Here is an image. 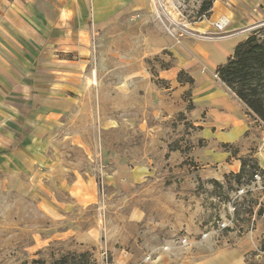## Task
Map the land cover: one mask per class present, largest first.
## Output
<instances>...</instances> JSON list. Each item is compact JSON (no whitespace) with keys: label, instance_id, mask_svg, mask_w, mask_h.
<instances>
[{"label":"rangeland","instance_id":"1","mask_svg":"<svg viewBox=\"0 0 264 264\" xmlns=\"http://www.w3.org/2000/svg\"><path fill=\"white\" fill-rule=\"evenodd\" d=\"M203 1L150 0L149 11L102 35L95 72H89L93 104L87 102L84 111L72 112L52 129L50 147L31 145L34 170L0 165V264H64L66 258L68 264H138L181 236L189 237L188 248H175L150 264H264V235L257 231L264 189L248 184L250 177L239 185L231 159L212 162L220 151L207 148L192 120L189 87L183 90L168 66L176 67V59L149 38L160 34L175 44L213 41L247 36L264 26V0H216L212 14L217 16L201 20ZM223 17L229 26L217 33L214 24ZM235 25L238 29H232ZM5 84L0 82V116L13 110ZM169 144L182 147V153L172 157ZM251 151L263 169L264 136ZM4 155L0 147V162ZM114 159L125 165L129 180L140 170L147 180L132 186L128 180L127 191L116 192L105 183ZM79 174L95 176L98 183L97 199L88 205L77 204L68 192ZM133 210H150L143 229L130 219ZM185 210L195 212L194 231L158 237L153 225L168 223L173 212L175 221L183 219ZM82 254L87 258L75 259Z\"/></svg>","mask_w":264,"mask_h":264},{"label":"crops","instance_id":"2","mask_svg":"<svg viewBox=\"0 0 264 264\" xmlns=\"http://www.w3.org/2000/svg\"><path fill=\"white\" fill-rule=\"evenodd\" d=\"M149 10L150 0H0V82L6 83L10 97L7 102L13 109L0 116V147L5 151L1 166L5 164L12 171L34 170L36 159L31 145L47 143L50 147L52 129L64 125L63 120L72 112L84 111L87 102H94L95 82L89 72H95L97 41L127 17ZM214 16L217 15L210 18ZM237 26L232 29H238ZM248 36L200 42L182 39L178 44L170 43L160 34L149 37L152 46L162 45L161 50L168 49L176 59V67H169L175 71V82L192 92L194 109L189 111L192 120L201 127L200 135L206 140L207 148L220 151L212 162L231 159L235 174L241 169V158L250 155L258 158V153L251 154V149L259 145L264 126L248 116L247 107L219 80L216 71ZM181 71L194 79L192 88L178 81ZM4 73L10 79L6 80ZM161 81L165 83L164 89H170ZM202 115L206 119L197 121ZM101 117L108 118L104 114ZM171 147L177 150L170 151ZM168 148L172 157L182 153L178 145L169 144ZM112 163L113 169L105 183L116 192L127 191L130 184L147 180L143 170L129 180L125 165L115 159ZM128 180L131 183L127 186ZM97 184L95 176L84 179L79 174L68 192L77 204L88 205L97 199ZM150 214V210H133L130 219L143 229ZM194 214L185 210L183 219L179 217L175 221L173 212L168 223L154 224L153 228L160 231L158 237L162 232L168 236L181 230L193 232ZM257 231L264 235V214L257 222Z\"/></svg>","mask_w":264,"mask_h":264},{"label":"trees","instance_id":"3","mask_svg":"<svg viewBox=\"0 0 264 264\" xmlns=\"http://www.w3.org/2000/svg\"><path fill=\"white\" fill-rule=\"evenodd\" d=\"M215 1L204 0L202 2L197 13L201 20L211 17ZM216 75L244 103L247 107L248 116L264 126V26L254 29L247 39L237 45L234 54L225 64L217 68ZM154 76L157 77L155 73ZM178 81L182 85H189L191 88L195 83L194 79L184 71L179 73ZM188 96L191 97V90L188 91ZM193 109L194 105L191 101L188 110L191 111ZM175 150L177 148H170V151ZM233 154L237 155V151H233ZM240 161L241 169L239 173L231 174L239 185L242 184L245 177H250L248 184H251L258 173L262 175L264 181V170L261 169L259 163L252 155L243 157ZM225 178L227 179L228 176ZM262 213L260 211L259 215H262ZM81 257L87 258L86 254H82L75 256V259L77 260ZM69 262L70 258H66L63 263L68 264ZM33 263L44 264L40 261H34ZM247 264L257 263L247 262Z\"/></svg>","mask_w":264,"mask_h":264},{"label":"built area","instance_id":"4","mask_svg":"<svg viewBox=\"0 0 264 264\" xmlns=\"http://www.w3.org/2000/svg\"><path fill=\"white\" fill-rule=\"evenodd\" d=\"M156 7V6H155ZM156 10L159 11L156 7ZM216 32L222 33L224 32L227 27L229 26V20L225 17L221 18L214 24ZM173 35V34H172ZM179 41V39H177ZM264 170V167H262ZM254 185H258L259 188L264 189V181L262 175L260 173L256 174L254 180L252 181ZM240 193H244V190H241ZM207 235H203V239H205ZM190 246V240L187 236H181L175 240H173V244L171 245H163L156 252H152L146 256L138 263V264H150L155 261V259H160L163 254L171 253L175 248H188ZM105 255V254H104ZM104 259H108L107 254L105 255Z\"/></svg>","mask_w":264,"mask_h":264}]
</instances>
